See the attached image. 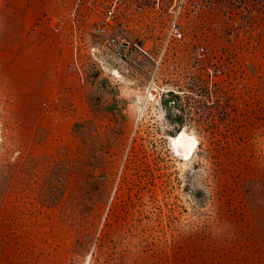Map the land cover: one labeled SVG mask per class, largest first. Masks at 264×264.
<instances>
[{"label": "rangeland", "instance_id": "rangeland-1", "mask_svg": "<svg viewBox=\"0 0 264 264\" xmlns=\"http://www.w3.org/2000/svg\"><path fill=\"white\" fill-rule=\"evenodd\" d=\"M67 8L0 0V264H264V33L230 44L198 14L160 61L123 62L55 30Z\"/></svg>", "mask_w": 264, "mask_h": 264}, {"label": "built area", "instance_id": "built-area-1", "mask_svg": "<svg viewBox=\"0 0 264 264\" xmlns=\"http://www.w3.org/2000/svg\"><path fill=\"white\" fill-rule=\"evenodd\" d=\"M67 7L66 14L55 19V30L71 28L68 33L76 46L79 41L88 45L86 36L92 34L100 40V48L123 62L137 55L160 61L170 42L184 38V20L198 14H220L230 44L239 40L246 44L256 32L264 33V0H67ZM131 17L137 20L129 27L125 23ZM116 27L136 33L116 32ZM142 34L157 45L154 51L142 43ZM89 48L94 55L99 47L91 44ZM206 52L204 44L194 43L192 61L198 64ZM219 70L208 67L210 75Z\"/></svg>", "mask_w": 264, "mask_h": 264}, {"label": "bare ground", "instance_id": "bare-ground-1", "mask_svg": "<svg viewBox=\"0 0 264 264\" xmlns=\"http://www.w3.org/2000/svg\"><path fill=\"white\" fill-rule=\"evenodd\" d=\"M113 72L116 76H120V73L117 69H114ZM149 94L150 96L153 95V93ZM170 140V146H172L175 153L186 160L191 159L198 146V138L196 135L193 132L187 131L186 129L178 130L175 135L171 136ZM82 264H88V260Z\"/></svg>", "mask_w": 264, "mask_h": 264}, {"label": "crops", "instance_id": "crops-1", "mask_svg": "<svg viewBox=\"0 0 264 264\" xmlns=\"http://www.w3.org/2000/svg\"><path fill=\"white\" fill-rule=\"evenodd\" d=\"M53 42L54 41H50V44L52 45L53 44ZM57 42V41H56ZM55 42V44H53V46L52 47H49L48 45H47V43L45 42V45H44V47L43 48H46V50H48L47 52H45V51H43V52H34V54H36L35 56H39V60L40 61H42V64H43V62L44 61H46L47 60V57H44L43 56V54H46L47 56H49L50 57V59H48V60H52V61H56V60H58L59 58L61 59V56H60V54H61V52L59 53V51H58V53L56 52V50L54 51V46H57L59 43H56ZM49 44V45H50ZM60 45V44H59ZM61 46V45H60ZM60 49H61V47H60ZM63 49H65V46H63L62 47V49H61V51H63ZM34 59H35V57H34ZM43 68H45V67H43ZM34 76V75H33ZM29 79V78H28ZM32 83H30L29 82V86L31 87V88H34V90H30L32 93H35L37 90H38V92H36V93H40V95L42 94V91H43V87H42V85H41V83H40V81L38 82V84H37V86H36V88L35 87H32L33 86V84H34V82H35V80L33 79L32 81H31ZM24 83V82H23ZM55 82H52V86H57L59 89L61 88V86L60 85H57V83L56 84H54ZM29 87V88H30ZM68 87V86H67ZM99 88H100V85L98 86ZM64 88V86L62 87V89ZM24 92H25V90H24Z\"/></svg>", "mask_w": 264, "mask_h": 264}]
</instances>
